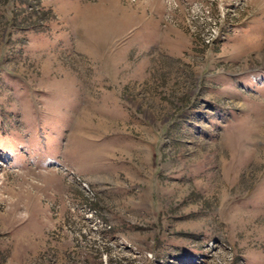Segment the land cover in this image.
<instances>
[{
  "label": "rangeland",
  "instance_id": "rangeland-1",
  "mask_svg": "<svg viewBox=\"0 0 264 264\" xmlns=\"http://www.w3.org/2000/svg\"><path fill=\"white\" fill-rule=\"evenodd\" d=\"M0 264H264V0H0Z\"/></svg>",
  "mask_w": 264,
  "mask_h": 264
}]
</instances>
